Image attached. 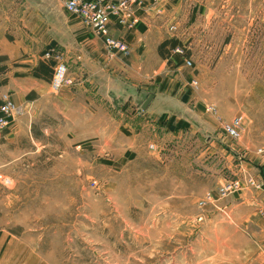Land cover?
I'll return each mask as SVG.
<instances>
[{"label": "rangeland", "instance_id": "1", "mask_svg": "<svg viewBox=\"0 0 264 264\" xmlns=\"http://www.w3.org/2000/svg\"><path fill=\"white\" fill-rule=\"evenodd\" d=\"M145 1L186 70L169 71L181 121L153 145L88 136L86 108L56 101L65 52L70 81L30 108L0 74V102L21 108L0 130V264H264V0Z\"/></svg>", "mask_w": 264, "mask_h": 264}, {"label": "crops", "instance_id": "2", "mask_svg": "<svg viewBox=\"0 0 264 264\" xmlns=\"http://www.w3.org/2000/svg\"><path fill=\"white\" fill-rule=\"evenodd\" d=\"M151 3H139L140 17L131 31L111 20L109 35L130 46L131 57L126 58L108 51L103 36L75 19L65 0H0V74L10 72V97L25 109L55 94L50 89L52 64L43 58L53 47L65 52L72 80L63 93H56V101L77 99L74 102L86 108L88 136L117 138L129 133L148 136L152 144L158 134L172 129L174 121H181L172 112L176 105L181 107L180 95L173 97L180 79L170 78L169 71L186 70L183 56L175 58L174 49L169 50V36L152 32L157 4ZM169 3L166 0V14L176 8H168ZM188 96L189 92L184 98ZM129 106L134 111L127 112ZM160 108L166 109V125L158 119ZM125 151L136 153L130 146Z\"/></svg>", "mask_w": 264, "mask_h": 264}, {"label": "built area", "instance_id": "3", "mask_svg": "<svg viewBox=\"0 0 264 264\" xmlns=\"http://www.w3.org/2000/svg\"><path fill=\"white\" fill-rule=\"evenodd\" d=\"M135 1L137 0H66L65 4L67 9L84 25L103 35L107 46L115 49L116 52L127 55L129 53L128 44L120 38L111 37L108 26L114 17L118 23L123 22L125 20V18H122L125 13L124 10ZM44 58L50 59L49 61L53 67V88L59 89L64 83L70 81L64 58L55 48H50L45 52ZM20 111L21 108L7 94H4L3 100L0 102V130L7 128L10 117ZM228 129L232 134H237L234 128L228 127Z\"/></svg>", "mask_w": 264, "mask_h": 264}, {"label": "water", "instance_id": "4", "mask_svg": "<svg viewBox=\"0 0 264 264\" xmlns=\"http://www.w3.org/2000/svg\"><path fill=\"white\" fill-rule=\"evenodd\" d=\"M152 96H149L148 100L144 103L143 108H145L147 106V104L149 103V101L151 100Z\"/></svg>", "mask_w": 264, "mask_h": 264}, {"label": "trees", "instance_id": "5", "mask_svg": "<svg viewBox=\"0 0 264 264\" xmlns=\"http://www.w3.org/2000/svg\"><path fill=\"white\" fill-rule=\"evenodd\" d=\"M160 50H161V46H160ZM46 73V71H44Z\"/></svg>", "mask_w": 264, "mask_h": 264}]
</instances>
